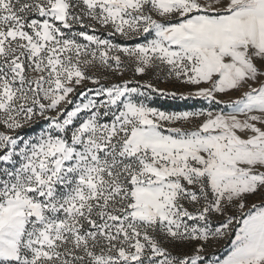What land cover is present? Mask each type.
<instances>
[{
  "label": "snow or ice",
  "instance_id": "obj_1",
  "mask_svg": "<svg viewBox=\"0 0 264 264\" xmlns=\"http://www.w3.org/2000/svg\"><path fill=\"white\" fill-rule=\"evenodd\" d=\"M0 264H264V0H0Z\"/></svg>",
  "mask_w": 264,
  "mask_h": 264
},
{
  "label": "rangeland",
  "instance_id": "obj_2",
  "mask_svg": "<svg viewBox=\"0 0 264 264\" xmlns=\"http://www.w3.org/2000/svg\"><path fill=\"white\" fill-rule=\"evenodd\" d=\"M159 87L161 88H166L168 90H172L174 87L177 91H184L185 89L181 88L178 85H173V84H169V83H160ZM233 97H235V95H237L236 93L232 94ZM224 99H227V97H224ZM155 107H159L162 110H185V109H189L193 106L195 107H200L201 105L199 103H195L193 101H173L170 99H159L157 100L154 105ZM216 251L218 254H226L227 251V245L224 244V242H221L220 245L217 246Z\"/></svg>",
  "mask_w": 264,
  "mask_h": 264
}]
</instances>
